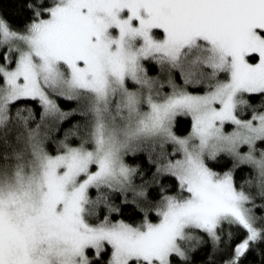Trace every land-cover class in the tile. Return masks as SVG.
Instances as JSON below:
<instances>
[{"label":"snow or ice","instance_id":"1","mask_svg":"<svg viewBox=\"0 0 264 264\" xmlns=\"http://www.w3.org/2000/svg\"><path fill=\"white\" fill-rule=\"evenodd\" d=\"M13 3L0 264H264V0Z\"/></svg>","mask_w":264,"mask_h":264},{"label":"trees","instance_id":"2","mask_svg":"<svg viewBox=\"0 0 264 264\" xmlns=\"http://www.w3.org/2000/svg\"><path fill=\"white\" fill-rule=\"evenodd\" d=\"M5 13L12 19L13 24H17L22 22V18L20 16L14 15V3L13 0H4L3 4ZM188 126H190V117H183L181 119V123L178 126V131L181 133L187 131Z\"/></svg>","mask_w":264,"mask_h":264}]
</instances>
